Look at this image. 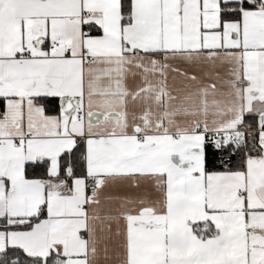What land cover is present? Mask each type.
<instances>
[{
  "label": "snow or ice",
  "instance_id": "obj_1",
  "mask_svg": "<svg viewBox=\"0 0 264 264\" xmlns=\"http://www.w3.org/2000/svg\"><path fill=\"white\" fill-rule=\"evenodd\" d=\"M0 264H264V0H0Z\"/></svg>",
  "mask_w": 264,
  "mask_h": 264
}]
</instances>
